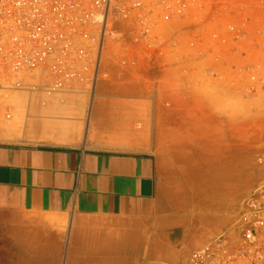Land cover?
I'll return each instance as SVG.
<instances>
[{
    "label": "crops",
    "instance_id": "0c3cea01",
    "mask_svg": "<svg viewBox=\"0 0 264 264\" xmlns=\"http://www.w3.org/2000/svg\"><path fill=\"white\" fill-rule=\"evenodd\" d=\"M158 54L135 68L113 58L100 65L93 92L73 100L81 117L90 107L80 141L0 138V264H161L222 229L223 216L194 206L171 150L177 132L207 150L202 98L184 89L173 115L161 105L137 109L152 101L146 87L166 64ZM171 115L190 119L184 130L164 122ZM207 164L201 152L194 165Z\"/></svg>",
    "mask_w": 264,
    "mask_h": 264
},
{
    "label": "built area",
    "instance_id": "2783aa9c",
    "mask_svg": "<svg viewBox=\"0 0 264 264\" xmlns=\"http://www.w3.org/2000/svg\"><path fill=\"white\" fill-rule=\"evenodd\" d=\"M134 19L144 39L171 20V51L188 77L220 79L225 65L237 91L264 100V0H0V88L92 93L104 44ZM177 264H264V178L231 226Z\"/></svg>",
    "mask_w": 264,
    "mask_h": 264
},
{
    "label": "rangeland",
    "instance_id": "374dc122",
    "mask_svg": "<svg viewBox=\"0 0 264 264\" xmlns=\"http://www.w3.org/2000/svg\"><path fill=\"white\" fill-rule=\"evenodd\" d=\"M115 27L117 31L110 38L112 45L108 53H103L101 64L113 58L115 63L135 68V63L149 62L155 52H159L158 57L166 63L157 76L159 79L149 80V87H146L152 101H140L136 104L137 109L148 113L161 105L173 115L185 106L184 89L202 98L197 100L196 107L208 111L207 150L202 148L201 151V144L190 142V137L183 132L172 135L171 150L176 155L180 177L192 181L195 190L193 196L196 197L193 198V204L196 209L207 208L225 218L221 232L233 224L245 195L264 178V165L260 162V157L264 156L263 96H245L237 91L230 82L231 77L227 76L229 72L225 65L223 71H226L227 77L206 79L201 71H197L195 78L188 77L182 57L171 51V33L174 31L171 20L159 19L153 24L152 36L155 37L151 39L140 37L144 24L138 20H120ZM141 49L148 59L141 53ZM227 58L229 56H224V61ZM101 67L104 69V66ZM102 69L100 78L104 76ZM132 91L140 92L138 89ZM89 94L90 88H67L54 93L0 88V138L58 143L80 141L86 134L90 107L85 118L81 117L73 100ZM174 94L181 96V99H171ZM153 97L156 102H153ZM172 115L164 122L171 126V130H184L190 119ZM146 120L149 125L151 119ZM141 121L137 120V124L141 125ZM79 123H83V127L79 128ZM201 152L207 153L208 164L196 167L194 162ZM205 201L207 206L204 205ZM216 234L186 248V251L179 246L181 254L173 261L163 259L161 264H177L185 260L194 248Z\"/></svg>",
    "mask_w": 264,
    "mask_h": 264
},
{
    "label": "bare ground",
    "instance_id": "6f19581e",
    "mask_svg": "<svg viewBox=\"0 0 264 264\" xmlns=\"http://www.w3.org/2000/svg\"><path fill=\"white\" fill-rule=\"evenodd\" d=\"M111 36H112V35L109 36V39L106 41V44H104V46H103L102 54H101V62H102V55H103V53H106V52L108 51L107 49H109V48H110V45H112V44H110V43H111V42H110V38H111ZM107 53H108V52H107ZM104 60H105V59H104ZM105 63H106V61H105ZM98 78H100V74L98 75ZM95 86H96V85H95ZM77 105H78L79 107H81V110L85 108V106L82 105L81 103H77ZM78 126L82 127V126H83V123H79Z\"/></svg>",
    "mask_w": 264,
    "mask_h": 264
}]
</instances>
